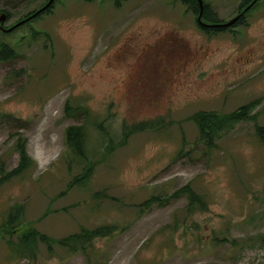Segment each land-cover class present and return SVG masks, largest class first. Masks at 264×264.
Returning a JSON list of instances; mask_svg holds the SVG:
<instances>
[{"label":"rangeland","instance_id":"rangeland-1","mask_svg":"<svg viewBox=\"0 0 264 264\" xmlns=\"http://www.w3.org/2000/svg\"><path fill=\"white\" fill-rule=\"evenodd\" d=\"M47 1L0 0L11 11L3 28ZM241 2L204 0L221 22ZM248 7L244 23L208 32L183 0H56L0 27V48L17 52L0 61V178L19 163L20 136L34 162L0 186V264H264V0ZM249 103L252 117L213 148L201 140L195 112ZM154 119L158 128L124 137ZM83 123L95 165L77 181L87 162L72 160L66 129ZM16 206L21 223L9 229ZM103 227L74 251L37 238L18 252L29 229L58 240Z\"/></svg>","mask_w":264,"mask_h":264},{"label":"trees","instance_id":"trees-1","mask_svg":"<svg viewBox=\"0 0 264 264\" xmlns=\"http://www.w3.org/2000/svg\"><path fill=\"white\" fill-rule=\"evenodd\" d=\"M114 1L117 5H120L123 0H114ZM183 1L189 5H192L194 7V10L199 14L200 8H199V3L197 0H183ZM254 1L255 0H242L240 6H244L246 3L248 4V2L251 4ZM46 3H44L43 5H45ZM250 4H248L247 6H249ZM43 5H41L39 8H41ZM53 5L54 3L46 11L37 15L35 18L40 17V15L44 13L51 12ZM4 11L6 12L7 16H10L11 11L9 10H4ZM35 11L36 10L30 11L17 22L30 16ZM247 12L248 11H246V13ZM202 18H205V20H207L210 23L221 22L218 16L215 13H212L211 7L207 3H205V9H204V14ZM244 18H245V15L242 16L241 19L235 23V25L244 23ZM201 27L208 32L223 31L224 29H227L226 27L203 25V24H201ZM3 30L5 29L3 28ZM16 55H17L16 50L9 44H3L2 47L0 48V61L13 59L16 57ZM253 106H254L253 103H249V104L239 107L235 111L228 113V114H220L217 111H204V110L195 112L193 115V120L198 126L201 140L209 148H213L216 145V141L219 138H221L224 134L233 130L237 126V124L240 123L241 121L252 117L250 113L253 109ZM66 111L68 112L69 115H73V114L83 115L86 120L85 122H90L91 111L83 105H78L76 108H73L71 104L67 103ZM1 117L2 115H0V118ZM11 117L13 119H16V117H14L13 115ZM92 122L94 123V126L96 127L95 130L97 129L100 133L104 130V126L102 125V123L96 122V121H92ZM159 126H160L159 119L141 121L136 124L126 126L124 130V137H127L130 134L137 132V131H143L147 129H156ZM257 130H258L257 134L259 135L261 141L264 143V127L259 126ZM91 131L92 130L89 128L88 123L70 125L66 129V143L68 146L69 153L71 154L72 160H76L78 163H81L84 160H86L87 162L84 173L79 178H77V181L79 179L85 181L86 178H89V175L91 174V171L93 170V167H94L93 165H95V162H93L90 159L89 152H88L89 136L93 133ZM113 146L114 144L112 143L110 147H113ZM17 150L20 155L19 163L15 168H13L10 171L5 172L2 170L3 175L0 178V186L6 181H9L10 179H12L13 177L22 176L34 164L33 159L28 153L25 139L22 136L18 138ZM184 190L189 191V196L192 202L197 201V202L203 203V201L198 196V194H196V192L191 190L189 187L184 188ZM22 211H23L22 206H16L10 209L8 219L6 220V223H5L6 225L10 226L9 229L14 228V225L16 223L18 224L21 223ZM109 233H110V230H107L105 227L97 228L95 230L84 229L79 233L69 235L67 237H63L58 240H53L49 238V236H47L46 234H42L35 229H29L21 235L20 246H19L18 252L20 253V255H28L30 251V247L33 244H35V241L37 240V238L41 239L42 241H44L45 243L49 245H51V241H57L62 246H65V247L69 246L74 251L78 248V245H85L86 243L91 242L95 237L106 236Z\"/></svg>","mask_w":264,"mask_h":264},{"label":"water","instance_id":"water-1","mask_svg":"<svg viewBox=\"0 0 264 264\" xmlns=\"http://www.w3.org/2000/svg\"><path fill=\"white\" fill-rule=\"evenodd\" d=\"M56 0H48L47 3L45 5H43L41 8H39L38 10H36L34 13H32L30 16L26 17L25 19L17 22L16 24H14L13 26L9 27V28H5L6 31H11L14 28L20 26L21 24L35 18L37 15L41 14L42 12L46 11ZM199 3V14H198V20L200 22V24L203 25H211V26H221V27H230L232 25H234L239 18L241 17V14H238L237 16H235L234 18H232L231 20L227 21V22H218V23H205L202 20L203 17V13H204V9H205V3L204 0H197ZM256 2V0L254 1ZM253 2V3H254ZM252 3V4H253ZM249 8V7H248ZM247 8V9H248ZM7 19V14L4 12H0V27L3 28V23L5 22V20Z\"/></svg>","mask_w":264,"mask_h":264},{"label":"flooded vegetation","instance_id":"flooded-vegetation-1","mask_svg":"<svg viewBox=\"0 0 264 264\" xmlns=\"http://www.w3.org/2000/svg\"><path fill=\"white\" fill-rule=\"evenodd\" d=\"M257 1H258V0H256V2H257ZM247 7H248V6H246L244 9H242L240 12H238L237 15H238V14H241V17L244 16L245 13H246V11H248V10L250 9V8L247 9ZM203 14H204V13H203ZM237 15H236V16H237ZM241 17L239 18V20L241 19ZM226 28H227V27H226Z\"/></svg>","mask_w":264,"mask_h":264}]
</instances>
